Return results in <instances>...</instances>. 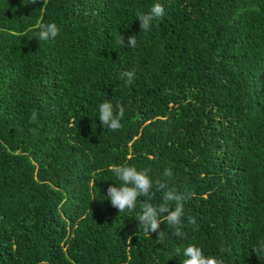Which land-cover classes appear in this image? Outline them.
Listing matches in <instances>:
<instances>
[{
  "label": "trees",
  "instance_id": "trees-1",
  "mask_svg": "<svg viewBox=\"0 0 264 264\" xmlns=\"http://www.w3.org/2000/svg\"><path fill=\"white\" fill-rule=\"evenodd\" d=\"M156 2L163 17L140 30ZM41 22L58 35L40 40ZM106 99L125 106L118 131L100 125ZM121 164L154 182L172 169L182 237L166 221L163 243L144 233L143 197L111 205ZM261 242L264 0H0V264H182L188 244L264 264Z\"/></svg>",
  "mask_w": 264,
  "mask_h": 264
},
{
  "label": "clouds",
  "instance_id": "clouds-1",
  "mask_svg": "<svg viewBox=\"0 0 264 264\" xmlns=\"http://www.w3.org/2000/svg\"><path fill=\"white\" fill-rule=\"evenodd\" d=\"M36 2L37 0H31L32 4ZM164 11L163 5L156 2L152 4L147 12L138 14L137 20L139 21L140 30H150L153 21L162 18ZM58 33L59 28L54 22H41L36 34L40 40L48 41L54 39ZM117 43L121 46L127 44V46L135 47L137 41L135 35H131L127 37V43H125V37L120 34ZM120 78L124 80L125 86H131L135 73L134 71H121ZM125 111V106L121 104H116L114 111L112 102L106 99L98 106L100 125L112 131H118L122 127L121 120ZM37 116L38 113L33 111L31 118L36 120ZM110 170L120 181V185L109 186L106 199L110 201L111 205L119 213L135 211L138 201L143 197V202L140 203V213L137 215L136 221L139 222L140 228L143 229L145 234L156 233L155 242L157 244L163 243L167 238L166 233L159 229L162 222L166 221L174 229L173 235L177 237L184 235L182 218L184 216V202L188 199V196L186 193L178 192L174 186H170L169 180L173 175L171 168H166L163 172V178L157 179L155 182L150 177V169L148 168L138 170L135 166L121 164L112 165ZM154 188L155 192L162 194L159 204L151 203L154 197ZM188 223L195 224L196 221L190 217ZM128 240L130 242L131 237ZM175 251L177 255L181 254L179 247ZM220 251L223 253L229 251V249L221 248ZM254 252H264V242L259 243ZM182 254L185 257L182 260V264H224L222 257L206 256L202 248L196 244H188L182 250ZM41 264H47V262L42 261Z\"/></svg>",
  "mask_w": 264,
  "mask_h": 264
}]
</instances>
